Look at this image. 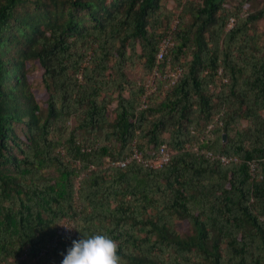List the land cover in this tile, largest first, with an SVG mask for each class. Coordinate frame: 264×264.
<instances>
[{
  "label": "trees",
  "instance_id": "trees-1",
  "mask_svg": "<svg viewBox=\"0 0 264 264\" xmlns=\"http://www.w3.org/2000/svg\"><path fill=\"white\" fill-rule=\"evenodd\" d=\"M172 1L0 0V264L68 218L54 257L102 234L121 264H264V2Z\"/></svg>",
  "mask_w": 264,
  "mask_h": 264
},
{
  "label": "built area",
  "instance_id": "built-area-1",
  "mask_svg": "<svg viewBox=\"0 0 264 264\" xmlns=\"http://www.w3.org/2000/svg\"><path fill=\"white\" fill-rule=\"evenodd\" d=\"M233 24H234V20L230 19L227 24L226 29L227 30L230 29L233 26ZM175 25H176V21H173L171 28L174 29ZM171 46H172V42H171L170 36L166 35L165 37L162 38L157 48V52L155 55V60H156L157 65L164 63V60L167 57L168 51ZM180 74H181V70L179 68H175L173 71L168 72L164 77L169 79L170 84H174L179 78ZM155 76H156V72L153 73L152 79L148 81L149 87L152 86L153 79ZM78 78L80 79V76H78ZM211 128L212 126H209L207 130H210ZM196 150L198 149L195 147L194 151ZM206 156L208 158L213 159L212 155L209 153H207ZM170 157H171V153L166 149L164 145L161 146L157 151L151 153V156L149 158H143L141 154L136 149H134L132 150V154L129 157H127L125 160L121 162L115 163L114 166L124 168L128 163H130L131 161H134L137 164L142 165L145 168L156 170V169H160L161 167L165 166L169 162ZM216 159H218L223 166L229 164L230 162L237 161V159L235 158L232 159V158H227L225 156H218L216 157ZM255 168H256V165L252 163L250 165L251 171L252 172L255 171ZM65 227L70 228L72 230H68ZM75 236H76V231H75V227L73 226L71 220L69 218L65 219L57 226L52 238L40 248L36 256L32 258H28L27 254L24 253L22 256H20L17 259L18 263L19 264H46V262L49 260H55L56 264H61L63 258L61 256L54 257L53 253L58 248L59 243L62 240L74 238ZM1 264H4V263H1Z\"/></svg>",
  "mask_w": 264,
  "mask_h": 264
},
{
  "label": "clouds",
  "instance_id": "clouds-1",
  "mask_svg": "<svg viewBox=\"0 0 264 264\" xmlns=\"http://www.w3.org/2000/svg\"><path fill=\"white\" fill-rule=\"evenodd\" d=\"M117 250L116 242L106 235L82 237L72 241V246L63 256L62 264H121Z\"/></svg>",
  "mask_w": 264,
  "mask_h": 264
},
{
  "label": "rangeland",
  "instance_id": "rangeland-1",
  "mask_svg": "<svg viewBox=\"0 0 264 264\" xmlns=\"http://www.w3.org/2000/svg\"><path fill=\"white\" fill-rule=\"evenodd\" d=\"M165 1V4H166V6L169 8V9H173L174 10V4H173V1L172 0H164ZM196 1H200V0H196ZM239 1L240 0H231V2H230V4H231V6H236L238 3H239ZM264 2V0H256V2H254V4H248L247 6H246V9H247V11H254L255 9H258L259 7H260V5L262 4ZM175 11V10H174ZM175 13L176 14H178V11H175ZM257 31H258V33L262 36L263 34H264V20L263 21H261L258 25H257ZM138 70H134V71H132V72H128V75H129V77H137L139 74H138ZM37 75V71H36V69L33 71V74H32V76L34 77V76H36ZM33 84L35 85L34 86V91H35V97H36V100L37 101H40V103L43 101V100H45V98H46V96H45V94H44V92H43V90H42V88H40L39 86H38V84H37V81H35L34 80V82H33ZM216 120H217V118L215 117L214 118V122H216ZM71 222H72V224H73V226L74 227H76V223H75V221L74 220H71ZM179 229L180 230H184V231H186V228L184 227V225H182V224H179ZM46 264H56V263H53L52 261H51V263L49 262V263H47L46 262Z\"/></svg>",
  "mask_w": 264,
  "mask_h": 264
},
{
  "label": "water",
  "instance_id": "water-1",
  "mask_svg": "<svg viewBox=\"0 0 264 264\" xmlns=\"http://www.w3.org/2000/svg\"><path fill=\"white\" fill-rule=\"evenodd\" d=\"M225 140H226V136L224 135V136H223V141H225Z\"/></svg>",
  "mask_w": 264,
  "mask_h": 264
}]
</instances>
